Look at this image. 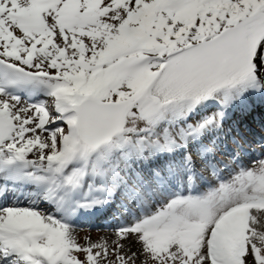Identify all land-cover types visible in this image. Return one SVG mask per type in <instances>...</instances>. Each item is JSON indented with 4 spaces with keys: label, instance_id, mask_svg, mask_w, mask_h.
Here are the masks:
<instances>
[{
    "label": "snow or ice",
    "instance_id": "1",
    "mask_svg": "<svg viewBox=\"0 0 264 264\" xmlns=\"http://www.w3.org/2000/svg\"><path fill=\"white\" fill-rule=\"evenodd\" d=\"M0 264H264V0H0Z\"/></svg>",
    "mask_w": 264,
    "mask_h": 264
},
{
    "label": "rangeland",
    "instance_id": "2",
    "mask_svg": "<svg viewBox=\"0 0 264 264\" xmlns=\"http://www.w3.org/2000/svg\"><path fill=\"white\" fill-rule=\"evenodd\" d=\"M106 215L109 216V213H107ZM104 221L108 222V217L105 219V216H104L102 219H99V221H97L95 223H90L88 225H81V228H83V229H91V235L93 237H98V236L104 234L103 232L96 231L97 229H102V230L105 229V226H104L105 222ZM100 223H103V224H100Z\"/></svg>",
    "mask_w": 264,
    "mask_h": 264
},
{
    "label": "bare ground",
    "instance_id": "3",
    "mask_svg": "<svg viewBox=\"0 0 264 264\" xmlns=\"http://www.w3.org/2000/svg\"><path fill=\"white\" fill-rule=\"evenodd\" d=\"M99 215H103V213L102 214H99Z\"/></svg>",
    "mask_w": 264,
    "mask_h": 264
}]
</instances>
